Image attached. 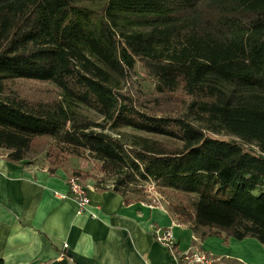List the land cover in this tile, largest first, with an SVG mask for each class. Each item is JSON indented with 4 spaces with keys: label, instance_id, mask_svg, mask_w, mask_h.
<instances>
[{
    "label": "trees",
    "instance_id": "obj_1",
    "mask_svg": "<svg viewBox=\"0 0 264 264\" xmlns=\"http://www.w3.org/2000/svg\"><path fill=\"white\" fill-rule=\"evenodd\" d=\"M101 1L0 0L6 159L45 142L49 174L91 179L124 203L159 182L187 197L169 211L197 239L264 246V0ZM20 81L58 96L28 97ZM71 159L92 168H65Z\"/></svg>",
    "mask_w": 264,
    "mask_h": 264
},
{
    "label": "crops",
    "instance_id": "obj_2",
    "mask_svg": "<svg viewBox=\"0 0 264 264\" xmlns=\"http://www.w3.org/2000/svg\"><path fill=\"white\" fill-rule=\"evenodd\" d=\"M0 148V260L2 264H173L154 229L171 227L179 251L200 250L215 264H264V246L216 236L197 239L189 222L164 206L124 203L87 179L88 205L78 213L67 174L46 164L11 162ZM63 196V197H62ZM196 241V242H194Z\"/></svg>",
    "mask_w": 264,
    "mask_h": 264
},
{
    "label": "rangeland",
    "instance_id": "obj_3",
    "mask_svg": "<svg viewBox=\"0 0 264 264\" xmlns=\"http://www.w3.org/2000/svg\"><path fill=\"white\" fill-rule=\"evenodd\" d=\"M82 4H85L91 8L99 9V7L102 4L101 0H79ZM136 75L135 77H140L143 81V84L145 88L151 87L150 77L147 76L145 70L142 68V66L139 63H136L135 66ZM15 88L19 91V93L23 95H27L28 97H36L41 100H46L53 96H58V93L52 92L51 86L49 84L41 83V82H34V81H20L16 83ZM61 98V96H59ZM67 104V103H66ZM65 104V105H66ZM73 106V105H70ZM77 109H80L83 113L87 114L90 118L100 121V117L95 115L92 111L81 107L79 105H76ZM120 131L125 132L127 134H134V135H141L146 136L143 133L132 131L128 128H121ZM46 144L43 142L38 146V150H35L33 152L28 153V160L30 162L36 163L37 165H44L46 164ZM78 167L84 170H89L92 168V164L88 163L84 160H78V159H71L69 160L68 164H66L65 168H73ZM141 187H144L142 189V197L145 198V202H148L152 199L153 196L151 195H159L160 196V203L162 206L170 210L175 205L184 203L186 204L188 202L186 196H182L180 194L175 193L174 191H171L165 187H163L159 182H143V185ZM140 188V186H138ZM148 188V189H147ZM141 189V188H140Z\"/></svg>",
    "mask_w": 264,
    "mask_h": 264
},
{
    "label": "built area",
    "instance_id": "obj_4",
    "mask_svg": "<svg viewBox=\"0 0 264 264\" xmlns=\"http://www.w3.org/2000/svg\"><path fill=\"white\" fill-rule=\"evenodd\" d=\"M66 183L69 187L70 194L76 202L78 213L85 211L88 205L87 188L80 184L77 179L71 177L66 179ZM151 196H153L152 199L146 202L147 206L163 207L160 203L159 195L155 194ZM154 238L157 242L169 250L172 258L174 259L173 264H215V259L203 251H179L176 247V240L173 237L171 227L163 229L155 228Z\"/></svg>",
    "mask_w": 264,
    "mask_h": 264
}]
</instances>
